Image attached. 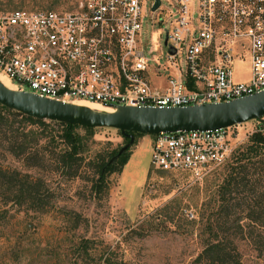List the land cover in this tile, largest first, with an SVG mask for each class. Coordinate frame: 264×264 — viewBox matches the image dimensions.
Returning a JSON list of instances; mask_svg holds the SVG:
<instances>
[{
  "label": "built area",
  "instance_id": "obj_1",
  "mask_svg": "<svg viewBox=\"0 0 264 264\" xmlns=\"http://www.w3.org/2000/svg\"><path fill=\"white\" fill-rule=\"evenodd\" d=\"M158 2L153 11L154 0H79L71 11H0V74L14 91L112 111L227 103L264 90V0H170L167 12ZM156 12L167 20L162 76L149 69L155 61L141 48L142 21ZM233 61L247 63L246 81H232ZM149 74L162 77L164 87L151 85ZM252 121L254 133L264 134V114ZM239 125L150 136L149 165L199 178L232 159Z\"/></svg>",
  "mask_w": 264,
  "mask_h": 264
},
{
  "label": "rangeland",
  "instance_id": "obj_2",
  "mask_svg": "<svg viewBox=\"0 0 264 264\" xmlns=\"http://www.w3.org/2000/svg\"><path fill=\"white\" fill-rule=\"evenodd\" d=\"M52 1L0 0V11H71L76 3L57 0L52 5ZM169 3L161 0V10L169 11ZM166 22V16L156 12L144 18L141 29L142 51L155 61L149 69L160 76L161 66H167ZM179 65L184 69L182 55ZM230 70L232 79L248 77L247 63L233 61ZM156 83L150 77V84L156 87ZM254 129L253 121L237 127L233 156L245 148ZM149 142V136L133 140L120 172L107 177V190L101 195L91 191V176H47L43 182L51 195L45 212L4 206L2 210L8 211L0 220V264H103L104 259L125 264H188L212 239L208 224L217 238L234 244L242 264H264V216L260 222H248L240 208L222 227V219L215 214L217 190L232 159L206 169L199 178L163 173L149 165ZM124 143L116 132H96L87 143L88 156H106ZM249 188L250 205L264 207V178L250 175Z\"/></svg>",
  "mask_w": 264,
  "mask_h": 264
},
{
  "label": "trees",
  "instance_id": "obj_3",
  "mask_svg": "<svg viewBox=\"0 0 264 264\" xmlns=\"http://www.w3.org/2000/svg\"><path fill=\"white\" fill-rule=\"evenodd\" d=\"M56 3L57 0H54L51 4ZM99 131L103 129L33 119L0 105V220L8 211L2 208L9 204L8 208L25 206L36 213L45 212L51 195L43 182L47 176L60 179L91 176V191L95 195L105 192L107 177L120 172L128 150L112 163L109 161L117 150H112L106 156L97 153L89 157L87 143ZM115 132L125 143L128 141L119 132ZM132 135L134 139L144 136ZM7 163L11 165H5ZM230 163L226 179L217 190L218 206L215 214L219 220L222 219V227L240 208L244 213L243 219L260 222L264 216V207L258 205L254 209L247 196L251 192L249 176L255 175L259 180L264 178V134H251L248 144L232 157ZM206 231L212 239L203 245L188 264H242L232 242L217 238L210 224ZM103 264L125 263L104 259Z\"/></svg>",
  "mask_w": 264,
  "mask_h": 264
},
{
  "label": "water",
  "instance_id": "obj_4",
  "mask_svg": "<svg viewBox=\"0 0 264 264\" xmlns=\"http://www.w3.org/2000/svg\"><path fill=\"white\" fill-rule=\"evenodd\" d=\"M158 5V0H154L151 10ZM0 105L41 121L119 132L128 141L111 157L109 163H112L132 145V134L154 136L182 131H212L258 119L264 114V90L227 103L168 109L118 106L113 112H106L46 100L0 84Z\"/></svg>",
  "mask_w": 264,
  "mask_h": 264
},
{
  "label": "bare ground",
  "instance_id": "obj_5",
  "mask_svg": "<svg viewBox=\"0 0 264 264\" xmlns=\"http://www.w3.org/2000/svg\"><path fill=\"white\" fill-rule=\"evenodd\" d=\"M0 84L2 86H4L5 88L7 89H10V90H13L14 91V88L12 87V85L8 82V80L0 74ZM73 105H77V106H84V107H87L89 109H92V110H97V111H106V112H113L112 110H109L108 108H104L103 106H100L98 104H95V103H90V102H77V103H74Z\"/></svg>",
  "mask_w": 264,
  "mask_h": 264
},
{
  "label": "crops",
  "instance_id": "obj_6",
  "mask_svg": "<svg viewBox=\"0 0 264 264\" xmlns=\"http://www.w3.org/2000/svg\"><path fill=\"white\" fill-rule=\"evenodd\" d=\"M150 77L156 79V82L158 83V86H156V87L159 88L162 85H163L162 88L164 87L165 84H164V81H163V78L162 77H153V76H150ZM247 79H248V77L245 78V79H240V78H238V79H232V81L233 82H243V81H246ZM159 84H161V85H159ZM109 132H115V131L109 130Z\"/></svg>",
  "mask_w": 264,
  "mask_h": 264
},
{
  "label": "clouds",
  "instance_id": "obj_7",
  "mask_svg": "<svg viewBox=\"0 0 264 264\" xmlns=\"http://www.w3.org/2000/svg\"><path fill=\"white\" fill-rule=\"evenodd\" d=\"M114 111V110H113Z\"/></svg>",
  "mask_w": 264,
  "mask_h": 264
}]
</instances>
